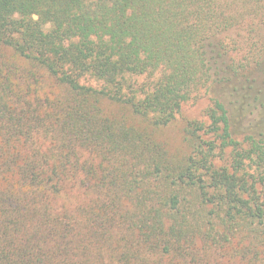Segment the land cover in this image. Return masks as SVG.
Instances as JSON below:
<instances>
[{
    "label": "trees",
    "instance_id": "1",
    "mask_svg": "<svg viewBox=\"0 0 264 264\" xmlns=\"http://www.w3.org/2000/svg\"><path fill=\"white\" fill-rule=\"evenodd\" d=\"M256 68L264 0H0V264H223L235 236L264 257V132L226 107ZM200 93L165 157L152 130Z\"/></svg>",
    "mask_w": 264,
    "mask_h": 264
},
{
    "label": "rangeland",
    "instance_id": "2",
    "mask_svg": "<svg viewBox=\"0 0 264 264\" xmlns=\"http://www.w3.org/2000/svg\"><path fill=\"white\" fill-rule=\"evenodd\" d=\"M241 34L245 33L240 29ZM258 40H260L258 38ZM244 43V41L242 40ZM245 44V43H244ZM244 48H246V46ZM244 54V51H241ZM250 77L252 78V83L256 90H262L259 94L257 100H252L250 107L246 104H242L240 101L238 103H226V107L232 113L231 116L235 117L233 121L241 132H246L247 130L254 129L256 131L264 132V70L256 68L251 71ZM156 79V74L153 75H142L136 77V84H144V87L151 85ZM87 84H93L92 80H83ZM210 93L202 94L200 93L196 97L189 99L188 101L181 104L178 112L175 114L174 118L164 126L152 130V138L157 145L159 150H162L165 157L171 159L174 158L178 162L183 156L188 154V147L185 142L184 127L185 124L190 120L206 121L207 117L205 115L207 107L210 105ZM251 97L250 99H252ZM249 99V100H250ZM103 107L110 110L112 114H118L120 116H125L133 121H137L144 124L147 122H142L137 119L131 118L128 115V111L119 104H112L106 100L102 102ZM236 106V107H235ZM242 107V108H241ZM153 142V143H154ZM247 242L246 239H242L240 236H235L230 244L228 250L225 251L227 254L223 260V264H243L239 255H234L233 251L237 252L233 246L239 247L242 243ZM235 247V248H236ZM255 249L252 248L250 252L246 255V258L251 261V264H264V257L260 259L259 256L254 255ZM233 253V255H232ZM226 259V260H225ZM246 259V260H247Z\"/></svg>",
    "mask_w": 264,
    "mask_h": 264
}]
</instances>
